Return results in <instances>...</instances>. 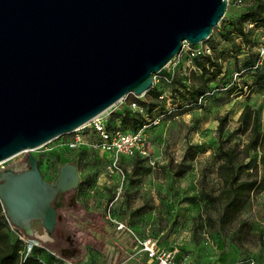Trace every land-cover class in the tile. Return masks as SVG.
Masks as SVG:
<instances>
[{
    "label": "rangeland",
    "instance_id": "1",
    "mask_svg": "<svg viewBox=\"0 0 264 264\" xmlns=\"http://www.w3.org/2000/svg\"><path fill=\"white\" fill-rule=\"evenodd\" d=\"M196 57L206 62L205 71L197 68ZM150 89L139 96L130 93L108 108L121 114L113 119L121 133L146 137V155L122 157L114 166L90 145L101 138L91 126L81 130L89 145L80 149L50 150L56 140L31 151L54 169L69 160L77 166L80 182L56 208L51 236L38 221L32 223L47 246L33 256L49 264H80L98 256L102 264L109 257L110 264H118L126 260L135 237L148 234L167 240L179 264H264V190L250 192L239 211L224 218L227 174L221 154L222 148L234 150L240 180L264 176L260 150L246 151L248 133L238 129L248 104L264 133V0H227L211 36L195 46L184 44L153 75ZM195 89L204 91L197 100ZM24 156L10 159L8 166H22ZM108 209L124 231L107 220ZM101 225L102 232L94 230ZM3 230L10 242L18 239L7 225Z\"/></svg>",
    "mask_w": 264,
    "mask_h": 264
},
{
    "label": "water",
    "instance_id": "2",
    "mask_svg": "<svg viewBox=\"0 0 264 264\" xmlns=\"http://www.w3.org/2000/svg\"><path fill=\"white\" fill-rule=\"evenodd\" d=\"M227 0H0V161L26 152L28 170L2 172L0 201L26 235L51 236L54 201L79 183L62 163L46 182L32 150L128 94L146 93L187 42L207 40Z\"/></svg>",
    "mask_w": 264,
    "mask_h": 264
},
{
    "label": "built area",
    "instance_id": "3",
    "mask_svg": "<svg viewBox=\"0 0 264 264\" xmlns=\"http://www.w3.org/2000/svg\"><path fill=\"white\" fill-rule=\"evenodd\" d=\"M184 44L189 45L187 42H183ZM122 100V99H121ZM120 100V101H121ZM109 110L102 112L101 114L90 119L86 124L76 128L70 133L64 134L69 135V138L63 139L64 135L56 137L51 141L47 142L44 145H48L57 140L56 143H53V147H50V150L57 149H65V150H75L80 149V147H84L89 145V143L85 140L84 134L81 132L85 127L91 126L92 129L100 135V140L98 143L90 144L93 148L100 150L106 155V158L116 166L118 160L122 157L134 156V155H146L148 151V141L145 136L134 134H123L119 131V125H115L113 119H116V113H109ZM101 141V142H100ZM40 146V147H41ZM38 147V148H40ZM36 148V149H38ZM55 149V150H54ZM25 153L23 157L22 166L20 167H9L7 162L10 159L18 156L19 154ZM19 153L7 160L0 161V171H4L7 169H12L17 172V170L21 169L23 166L28 165L26 161V152ZM0 206L2 209V214L6 221L7 226L10 230L14 231L17 235V238L23 243V250L21 251V255L25 257L32 249L33 246H38L43 249H47V246L44 245L36 235L37 232L35 230L32 231L31 234L34 235H26L23 231L16 228L6 217L4 209L2 207L1 201ZM107 220L113 224L117 231H124L125 225L121 222H118L110 215V210H107L105 215ZM48 235V234H47ZM34 236V237H32ZM49 237V236H48ZM135 248L139 253H143L146 258L151 260L153 264H179L176 262L175 252L176 249L172 248L170 243L165 241L164 245L159 246V240L149 235H144L141 238L135 237ZM52 254H54L52 252ZM253 261H250L249 264H253ZM56 264H72L70 262H58Z\"/></svg>",
    "mask_w": 264,
    "mask_h": 264
},
{
    "label": "trees",
    "instance_id": "4",
    "mask_svg": "<svg viewBox=\"0 0 264 264\" xmlns=\"http://www.w3.org/2000/svg\"><path fill=\"white\" fill-rule=\"evenodd\" d=\"M236 30L241 36L244 35L241 27H238V29ZM195 62L197 68L201 72L206 70L207 65L205 61H198L196 57ZM200 77L203 78V75H200ZM150 91L151 89H149L147 92ZM203 92L204 91L202 89H195L194 91H192L194 100H197V98L202 95ZM119 114L117 113L118 116ZM122 114L126 115L124 113ZM117 115L116 117H118ZM225 121L226 116L220 118L217 127L219 133L223 132ZM238 123V129H240L243 133L247 132L249 136V140L246 145V151L249 152L250 150L259 149L261 152L260 163L264 168V133L260 131L258 118L255 114L254 109L250 105H245L239 116ZM221 154L226 159L223 168L226 170L227 174V190L225 191L227 197L225 198L226 202L223 210V217L230 218L232 215L236 214L239 211L244 198L248 196L250 192H261L264 190V176L262 177V179H260V181L253 179L240 180L237 169L234 167V160L236 159L234 150H225L222 148ZM66 161L69 160H62V162ZM1 213L2 209L0 206V264H49L47 262L36 259L33 256V254L37 250L43 249L38 246H33L31 251L25 257L21 255V251L23 250V243L19 239H16L15 242H10L8 234L3 230V228H5V225L7 224L4 216ZM103 228L104 226L101 225L94 228V230L102 232L104 230Z\"/></svg>",
    "mask_w": 264,
    "mask_h": 264
},
{
    "label": "flooded vegetation",
    "instance_id": "5",
    "mask_svg": "<svg viewBox=\"0 0 264 264\" xmlns=\"http://www.w3.org/2000/svg\"><path fill=\"white\" fill-rule=\"evenodd\" d=\"M35 158H36L37 166H38V169H39V172H40L42 178H43L46 182H48V183H50V184H54V183H55L56 178H57V176H58V172H59V167H60V165H61L62 163H66V162L71 163L70 161H66V162H62V161H61V162L58 164L57 169H54V167H53V165H52L51 163H49V164H46V163H45V164L43 165V164H42V160H41L40 158H38V157H36V156H35ZM29 168H30V167H29L28 165H25V166H23L21 169L17 170V172H19V171H25V170H28ZM2 172H3V171H0V183L3 181V180H2ZM79 183H80V182H79ZM79 183H78L77 187L79 186ZM77 187L74 188V189H70V190H68V191H66V192H64V193H62V197H61L58 201H54V206H56V208H57L59 205H61L62 202H63V200H64V198H65V196H66L70 191L77 189Z\"/></svg>",
    "mask_w": 264,
    "mask_h": 264
},
{
    "label": "crops",
    "instance_id": "6",
    "mask_svg": "<svg viewBox=\"0 0 264 264\" xmlns=\"http://www.w3.org/2000/svg\"><path fill=\"white\" fill-rule=\"evenodd\" d=\"M35 230L37 232V228H35ZM145 235H148V234H145ZM165 241H167V240H164L163 242L162 241H159V246L164 245V242ZM125 254H127V257H126V260L123 261L124 263H125V261H127V262H131L132 261V263H135V264H153V262L151 260H149L148 258H146V256L143 253H139L136 250L135 245L133 247H132L131 244L128 245V247H127V249L125 251ZM114 258H116V257H114ZM110 262H111V258L109 257L108 258V261H107V264H110ZM122 263H118V264H122ZM80 264H102L101 257L98 256L92 262L91 261H89V262L83 261Z\"/></svg>",
    "mask_w": 264,
    "mask_h": 264
}]
</instances>
